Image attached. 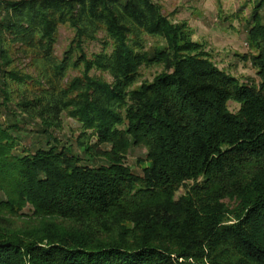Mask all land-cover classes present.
<instances>
[{
	"label": "trees",
	"instance_id": "16d2710c",
	"mask_svg": "<svg viewBox=\"0 0 264 264\" xmlns=\"http://www.w3.org/2000/svg\"><path fill=\"white\" fill-rule=\"evenodd\" d=\"M239 18L245 82L152 0H0V264H264V0Z\"/></svg>",
	"mask_w": 264,
	"mask_h": 264
},
{
	"label": "rangeland",
	"instance_id": "374dc122",
	"mask_svg": "<svg viewBox=\"0 0 264 264\" xmlns=\"http://www.w3.org/2000/svg\"><path fill=\"white\" fill-rule=\"evenodd\" d=\"M15 1V0H3ZM159 4L164 13L175 24L185 23L193 31V41L205 46V49L212 55L217 66L236 77L241 81L249 78H256V70L250 61L244 59L248 56L250 48L247 41V32L243 21L239 18L245 16L250 18L253 12L254 3L257 0H152ZM239 16V17H236ZM224 18H228L224 21ZM75 35L68 28H60L56 53L63 57L69 49ZM103 36H100L102 39ZM149 49L153 48L155 41L149 40ZM103 50L101 41L87 43L85 51L88 56L100 53ZM162 72L161 67H152L143 69L142 81L153 82L155 77ZM72 76H78V73H72ZM229 109L233 113L240 110L237 103L231 102ZM39 122H33L28 130L36 129ZM60 145L72 147L73 153L80 156L84 166L101 167L107 166L108 162L104 158L88 159L78 148L77 141L80 136V126L69 119L64 118L62 131H54ZM27 142H23L18 153L33 143H37L38 135L32 133L28 135ZM92 144H96L93 141ZM99 150H109L107 147H99ZM147 152L144 148H132L129 152L126 165L132 168L137 175H142V165L145 163ZM139 161L142 162L141 166ZM183 193L180 192L178 197Z\"/></svg>",
	"mask_w": 264,
	"mask_h": 264
}]
</instances>
